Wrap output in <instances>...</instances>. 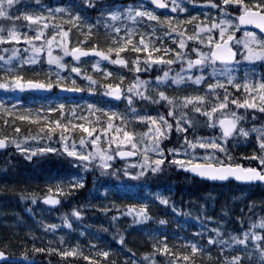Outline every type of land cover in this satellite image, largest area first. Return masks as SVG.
I'll use <instances>...</instances> for the list:
<instances>
[{"label": "snow or ice", "instance_id": "snow-or-ice-1", "mask_svg": "<svg viewBox=\"0 0 264 264\" xmlns=\"http://www.w3.org/2000/svg\"><path fill=\"white\" fill-rule=\"evenodd\" d=\"M189 2L196 3V0H169L168 3L165 0H137L135 5L98 4L97 0H72L68 5L46 8L48 14H67V18L59 17L60 23H52L57 19L56 16H46L44 11L36 10L40 0H0V18L10 21L22 19L28 22L27 28L33 33L16 30L17 25L14 23L7 28L0 23V61H3L0 64V90H5L6 95L7 92L16 90H30L38 94L54 89L87 93H98L102 90V98L111 97L114 98L112 102H126L128 107V113L125 114L113 109L112 102L102 106L84 102L83 115L79 119H87V123H73L76 113L81 111L74 103L66 105L63 101H47L35 108H25V114H20L19 120L39 125L38 132L43 135L23 136L22 140L0 135V148L14 144L28 160L38 154L66 155L71 158L69 163L85 170L98 169L101 175L121 174L133 180L143 179L145 185L149 177L164 170L166 161L169 166L189 169L201 177L223 180L232 176L241 181L264 183V127L259 129L255 125L245 127L243 123L245 117L238 112L243 108L245 111L258 109L264 113V73L257 74L254 64L255 61L264 62V0H220L219 3H215L214 0H203L205 5H212L218 15L205 17L209 20L208 23H193L191 29L188 28V23L194 21L196 17L187 16L174 21L173 16H158L147 7L151 4L159 8H170L173 13H176L177 9L183 13L186 11L184 5ZM85 7L99 9L94 21L82 16ZM229 16L230 19L225 18ZM116 21L123 23L116 24L114 23ZM128 21H132L133 26H129ZM81 23L87 25L89 30L87 35H92L94 27L101 23L107 31L115 35H110V42L106 48H98L95 43L81 47L83 41L70 46L67 40L69 32L73 26L78 27ZM141 23L150 25L147 33L139 31L138 26ZM65 24L69 27H64ZM241 25H256L261 30L260 35L245 30L243 39H235L233 33ZM157 31L161 33L159 37ZM134 36H138L135 41ZM146 36L150 38L146 39ZM164 39L172 41L175 46L164 44ZM234 40L236 44L243 45L239 49V61L236 59L237 49L230 44ZM20 41L25 42L27 56L20 53ZM8 43L11 46L5 47L4 45ZM54 48L59 52H54ZM122 52L125 55H121ZM5 53L9 54L5 55ZM42 53L45 54L43 57ZM169 53L172 55L166 59ZM89 54H94L96 57L90 67L98 72L101 77L99 80L89 73L81 62V57L91 59ZM112 54H115L114 57ZM129 55L130 59L126 58ZM65 57H70V61L65 62ZM41 60H46L48 65L42 78L39 73L33 74L35 78L24 75L22 70L24 65H36ZM102 61L128 69L133 74L131 81L122 87L125 76L120 72L114 75L109 67H102ZM240 61L251 64L250 68H246L243 76H238L236 71ZM77 62H80L79 66ZM177 62L180 64V70L172 74L171 66ZM154 66L158 72L163 69L162 74L155 77H141L140 73L150 72ZM205 68L208 69L207 73L204 71ZM66 69L67 74H64ZM206 75L212 82H205ZM80 77H83L87 83L78 85L77 79ZM108 78H113L112 82L105 83ZM169 80L172 85L184 84L194 88L203 86V91L178 97L168 95L159 89L167 87ZM150 84L157 89L155 96L148 94ZM233 90L242 91L240 95H235ZM136 98L152 104L163 101L164 110L157 108L154 114H148L146 109L137 110ZM17 105L22 106L19 99H15L14 103L0 99V113L11 117ZM229 105L233 107L229 108ZM189 112L202 116L204 126L211 129L214 134L210 136L196 134V126L200 121L198 118L194 120ZM51 113L56 114L54 118L49 116ZM251 115L254 118L255 111ZM114 120H118V123L114 124ZM129 121L143 122L145 131L137 132L135 129H130ZM4 123L7 124L8 120L5 119ZM89 123L93 126L89 127ZM13 124L14 131L19 134V125H16L15 121ZM189 128L192 129L191 132ZM217 128L219 131L216 130ZM75 129H80L87 135L81 134L78 140L70 139L71 130ZM173 129L176 133L175 146H163L162 141L170 139ZM54 133H57V136H54ZM250 134L253 135L257 145V149L251 154L257 166L226 162L225 158L231 161L229 139L247 138ZM27 140H39L43 146L22 147L21 143ZM52 140H56L59 147L48 143ZM113 143L116 147H112ZM122 145H130V150H124ZM216 153L221 155L217 156ZM118 157H137V159H129L122 168L115 169L112 162ZM212 160L217 162H202ZM73 180L74 182L67 185L61 183L49 185L48 191L51 193L55 190L67 194L72 189L83 186L82 177ZM104 191L107 192L108 189L104 188ZM153 195L162 204H170L167 197L158 193ZM31 199L35 203L36 196L32 195ZM43 199L49 205L59 203V200L50 194L45 195ZM171 207L173 212L181 211L174 203ZM125 212L133 217V223L150 219L147 199L139 205H125L124 212L118 211L112 219L116 220L117 216ZM72 214L75 217L83 215L82 211L75 208L72 209ZM63 222L71 227L67 216ZM159 223L165 224L166 221L161 218ZM257 225L264 230V216L251 222L250 227H242L239 234L230 233L229 236L221 238L220 228L213 229L216 235H207L206 245L185 238L183 245L185 251H173L166 237L160 236L158 240L152 242L153 251L143 255L146 260L151 261V264H155L154 257L157 252L170 257L168 264H197L195 254L198 252L203 254L207 250L206 246L216 244L224 246L217 249L220 264H241L242 253H247L251 257L250 248L258 250L259 264H264V247L261 246L264 235L253 231ZM45 227L55 229L57 225H45ZM195 235L202 236L203 233L197 232ZM119 239L121 243L124 242L123 235H120ZM62 242L63 238H61ZM233 245L241 246V251L234 255H225V249L232 250ZM4 247L6 248L7 245ZM32 251L48 253L56 251L61 257L83 255L77 247L61 250L36 247L33 244ZM8 255L4 248H0V259ZM21 255L28 259L27 251L22 252ZM97 255L108 257L109 251H100ZM84 259L92 260V257L84 256ZM111 264H115V261ZM124 264H127V258Z\"/></svg>", "mask_w": 264, "mask_h": 264}, {"label": "trees", "instance_id": "trees-1", "mask_svg": "<svg viewBox=\"0 0 264 264\" xmlns=\"http://www.w3.org/2000/svg\"><path fill=\"white\" fill-rule=\"evenodd\" d=\"M70 3H72V0H69ZM97 3L119 5L116 0H103ZM98 12L99 9L85 7L82 14L94 19L97 17ZM6 21L8 20L6 19ZM98 37L95 41L96 46L98 48H106L108 45L106 33L101 32ZM86 44L91 46L93 43L87 41ZM244 71L245 69L238 70L237 75L243 76ZM33 77L31 76L30 78ZM112 80L113 78H110L106 82H112ZM77 84L86 83L78 80ZM233 92L238 95L240 90H233ZM66 99L68 101H78V99L70 97ZM81 99L87 103H96L98 106L113 101L110 97H100L99 92L94 93L93 96H85ZM135 100H137L136 106L140 103L146 104L145 101H138L137 98ZM111 106L117 112L125 114L128 112V110L123 109L124 107L121 106L119 101L112 102ZM253 111H255L254 118L251 115ZM17 113L11 117L0 113V122L4 123V120L7 119V124H12L11 128H14L13 121H15V124L20 127L19 134H21L26 121L19 120V112ZM55 115L49 114L51 118H54ZM82 115L83 112L78 116ZM97 115H100V113H97ZM189 115L193 116L194 120L198 118L200 121L196 126V134L201 136L214 134L211 129L204 126V118L202 116L191 112H189ZM79 117H76L73 123L88 122L87 119L80 120ZM116 123H118V120H114V124ZM243 123L245 127H251L252 125H255L258 129L264 127V113H261L258 109H250L247 113L246 121ZM88 126L92 127L93 124L89 123ZM75 130L82 133L80 129ZM191 131L192 129L189 128V132ZM172 136L174 137L175 133ZM173 142L165 141L163 145L168 147L169 143L171 146H175ZM228 148L231 153V161L225 158L226 162L240 163L244 166H257V162L251 157L252 152L257 149L252 134L247 138L241 137L236 140L230 138ZM218 155L220 156L221 153ZM47 156L35 167L22 157L19 158L18 164L15 165L17 166L16 168H10L6 158L0 161V248H4L6 252L14 256H23L21 253L27 251L29 259V262L21 260L17 263L5 264H111L112 261H115V264H124L127 257V264H134V262L135 264H151V261L146 260L143 254L153 251L152 242L158 240L160 236L166 237L173 251H185L186 249L183 247L185 238L196 240L198 243L206 245L207 235H216L212 231L213 229L220 228L221 238L229 236L230 233L239 234L242 227L248 228L251 226V222H255L264 216V185L247 187L239 186L235 182L227 185L211 184L207 181L190 178L184 168L169 166L166 162L163 166L164 170L155 176L149 177L146 185L143 179H132V181H129L128 177L121 174L107 176L101 175L98 169H87L82 173V187L72 189L67 194L59 193L55 190L49 193V185L56 183L65 185L66 181L71 179V177L76 178L80 175L76 173L72 164L69 163L70 159L65 157V155L54 153ZM112 163L115 169L122 168L124 164V162L118 160H114ZM102 185L103 187H101ZM107 187L111 189L105 192L104 188ZM241 188L250 189L249 192L244 191L248 196L257 194V190H259L258 201L251 205H244L245 199L237 190ZM154 193L167 197L170 204L164 205L159 200H156V206L149 211L150 220L146 223H131L127 225L129 228L131 226L134 233L139 236L143 243L142 247L133 245L131 251L124 248L125 243H121L119 239L120 233L116 234L119 227L118 218L121 217L117 216L116 220L110 218L103 227L106 232L111 233L108 235L113 233L116 235L112 240H110V237L100 239L105 241V244L114 249L115 252L109 254L108 257L92 258V260L84 259V256H90L85 251L88 246L84 243L92 245L93 231H90L89 235L86 234L85 229L91 226L86 221L80 225L75 224L74 227H66L63 222L64 218L65 216L67 218L73 216V208L80 211L81 206L79 207L78 205L81 201L87 200L92 206L89 211L96 210L93 208L95 206L93 200L96 202L103 194L109 197L121 198L125 206L143 202L146 198L154 201ZM49 194L57 198L59 203L49 205L43 199L45 195ZM32 195L36 196L35 203L31 199ZM172 203L181 210L179 213L173 212ZM43 216H46V222L43 220ZM123 218L121 217V219ZM161 218L166 221L165 224L159 223ZM241 221H243V224H241ZM52 224L57 225L55 234L52 232L53 229L45 227V225ZM262 231L264 233V230ZM197 232H201L203 235H195ZM76 237H78V241ZM61 238H63L62 243ZM33 244L36 247L60 248L61 250L77 247L78 251L82 252L83 255L61 257L56 251L51 253L33 252ZM5 245H7L6 248L4 247ZM261 246L264 247L263 242ZM218 247L224 246L213 244L206 246L207 250L203 254H195L194 258L197 264H220ZM237 248L241 249V246L233 245L232 250L225 249L224 254L234 255L237 253ZM122 252L123 255L121 254ZM252 256L246 261L241 259V264H259L258 250L253 249ZM204 257L208 258L209 262L205 261ZM169 259L170 257L166 254L159 252L154 257L155 264H168Z\"/></svg>", "mask_w": 264, "mask_h": 264}, {"label": "rangeland", "instance_id": "rangeland-1", "mask_svg": "<svg viewBox=\"0 0 264 264\" xmlns=\"http://www.w3.org/2000/svg\"><path fill=\"white\" fill-rule=\"evenodd\" d=\"M166 1L169 2V0H166ZM44 2H46V4H44L45 13L48 16L51 15V16H56L57 17V19L53 20L52 23H60V20H59L60 16H64L65 18H67V14L66 13H51V14H48L46 12V8H48V6L54 7V6L66 5L65 1H63V0H40V4H43ZM214 2L215 3H219L220 0H214ZM41 6H43V5H41ZM184 6L186 8V11L183 12V13L179 12L178 9H177L176 13H173L172 10L170 8H168V10H166L163 14H161V13L158 14L155 9H152V8H150L148 6L147 7L150 10H153L156 13V15H158V16H161V17H163L164 15L173 16L174 21L176 19H184L187 16L196 17V19L194 21L188 23V28L189 29H191L193 23H208L209 20L205 19V17H212L213 15H218L217 10L215 8H213L212 5H210V4L209 5H205L203 3V0H196V3H190L189 2V3H186ZM225 18L226 19H230L231 17L229 16V17H225ZM0 19H2V18H0ZM16 21H19V23H20V24H18V25H20V27L17 26L16 30L21 31V32L28 31L29 34H33L27 28V23L28 22L23 21L22 19H19V20H16ZM114 23L121 24V23H123V21H116ZM127 23H128L129 26H133V22L132 21H128ZM151 23H155V22H151ZM217 23H219V20H217ZM64 27L67 28V27H69V25L65 24ZM229 27H231V26H229ZM149 28H150V25L146 24V23H141L138 26L139 31H142V32H145V33H147L149 31ZM99 31H100V26L96 25L94 27V29H93L92 35H87L88 32H89V30L87 28V25L81 23L78 27L77 26H73L71 28V31L69 32V36L67 37V40H68L70 46H74L78 41H83V43L81 44V47H86L87 41H89L91 43H95V41L97 39V36L99 35ZM121 31L123 32V29ZM238 31H240L241 33H240V36L236 37V33H238ZM48 34H50V32ZM160 34L161 33L159 31H157V37ZM107 35H108V43H109L110 42V35H115V33H110L109 31H107ZM233 35H234L235 39H243L244 38V31H241L239 28H237L235 30V32L233 33ZM86 36H87V38H86ZM257 36H259V35L257 34ZM148 38H150V37L146 36V39H148ZM57 39H59V37H57ZM133 39L135 41L136 39H138V36H134ZM37 43H39V42H37ZM172 44L174 45L173 42H172ZM233 44H235V48L236 49H241L243 47L242 44H236L235 40H234ZM24 45H25V42L24 41H20V44H19L20 53H21V55L27 56L28 53L25 51ZM4 46L5 47H9L11 45H10V43H8V44H5ZM53 51L56 52V53L59 52V50L55 49V48L53 49ZM125 51H127V50H125ZM8 54L9 53H5V55H8ZM169 54L170 55L167 58H170L171 55H172L171 53H169ZM44 55L45 54H43V53L41 54L42 57ZM112 55L114 57L115 54H112ZM121 55H125V53L122 52ZM126 58L130 59V55L126 56ZM95 59L96 58H93V59H90V60H83V61L81 60V62L83 63L84 67L87 68L88 72L91 73L94 77H96L99 80V79H101V77L98 75V72L97 71H93V69L90 67L91 63L94 62ZM69 61H70V57H65V62H69ZM2 63H3V61H0V64H2ZM77 63H78V66H79L80 62H77ZM101 63H102V67H109V70L113 71L114 74H116L117 72H120L121 74H123L125 76V80H124V82L122 84V87L131 81V79L133 77V74L130 71H128V69L121 68V66H119V65H110L109 62H107V61H102ZM254 64H255V71H256L257 74L264 73V62L255 61ZM179 65L180 64L177 62V63H175V64H173L171 66L172 74H174L175 72L180 70V66ZM13 66H15V64ZM244 67L250 68L251 64L249 62L240 61V63L236 66V70L242 69ZM47 69H48V65H47L46 60L38 61L36 65H24L23 68H22L25 76L29 77L31 74L33 75L34 73H39L41 78L43 77V74H44V72L47 71ZM162 70L163 69H161V71L158 72V71L155 70V66H154L152 71L147 72V73H143L142 72V73H140V75H141L142 78H145L147 76L155 77L156 75L162 74ZM204 71L207 73L208 69L205 68ZM64 74H67V69L64 70ZM108 79H110V78H108ZM77 80H81L84 83H87L84 80L83 77H80ZM106 81L107 80H105L104 82L107 83ZM205 82H212L208 75L205 76ZM167 83H168L167 87H164V88L159 89V90H163L168 95H172V96H177L178 97V96H183V95L195 92V91H203V86H196L194 88V87H192L190 85H184V84H182V85H172L170 80ZM156 91H157V89H154L153 86L150 84L149 85L148 94L152 95V96H155ZM241 91L242 90H240L238 95L241 94ZM101 94H102V90H101ZM0 99H5L7 103H14L15 99H19L22 102V106L17 105L14 115L17 112H19V115L20 114H25L24 113V109L25 108H29V107L35 108V107H38L41 104L46 103L47 101H57V102L63 101V102L66 103V105L73 104V103L76 104L78 106V108L81 110V111H78L76 113V117H79L78 115H81L82 112L84 111V102H85L83 100H80V101H77V102L76 101L67 102L64 99H59L57 95H55L53 99H50V98H48V99H37V98L30 97L29 94L26 91H20V90H16L15 92L9 91V92H7V95L5 94V90H0ZM138 101H145V100L138 99ZM136 102H137V100H135V103ZM145 103L146 104L140 103L138 106H136V104H135L137 110L146 109L148 114H154L155 110L157 108H159L161 111L164 110L163 101H161L159 104H152V103L147 102V101H145ZM121 105H123V107H127L126 102L121 101ZM232 107L233 106L229 105V108H232ZM249 110L250 109L245 111L243 108L238 110L239 114H241L242 116L245 117L244 121H246V116H247V113H248ZM53 114H55V113H53ZM66 115H67V113H66ZM11 126H12V124H5L3 122H0V135H8L10 137L17 138L18 140H22L23 136H35L37 134H39L41 136L43 135V133H39L38 132L39 125H37L35 123H32V122H29V121H26L25 126H23L24 129L21 130V134H17L14 131V128H11ZM128 127L130 129H135L137 132L145 131V126H144L143 122H139V121H129ZM216 130H219V129L217 128ZM173 133H175L174 129H173ZM81 134H83L85 136L87 135L86 133L78 132V130H71V135H70L69 138L78 140L79 136ZM53 135L57 136V133H54ZM94 135H95V133H94ZM175 137H176V133H175L174 137L171 136L169 140H166V142L175 141ZM134 139H135V137H134ZM145 142H147V141H145ZM164 142L165 141H162V145H163ZM48 143L56 144V146L59 147V144L56 143V140L48 141ZM9 145L11 147L10 151L6 152L5 154H0V161L2 159L6 158L8 160L9 167L10 168H16L17 166H15V165L18 164L20 157H22L24 159H27V158H26V156L23 153L19 152L16 149L14 144H9ZM28 145L43 146L42 142L39 141V140H27V141H23L21 143L22 147H25V146H28ZM169 146H171V144L168 143V147ZM77 147L78 148L80 147L79 144H77ZM112 147H116V145L113 143ZM121 147L122 148H126V147L130 148V145H122ZM48 154L52 155L54 153H48ZM48 154H45V155H39V154L38 155H34L31 160H28V159L27 160L32 164L33 167H35V166L38 165V163L40 161L44 160L45 157H48L47 156ZM218 154L219 153H216L217 156H219ZM65 157H66V155H65ZM241 157H244V156H241ZM244 158H247V157H244ZM69 159H71V158H69ZM47 162H49V161H47ZM202 162L215 163L216 160L202 161ZM166 163H167V161H166ZM72 165H73V168L76 170V173L80 175V176H78L76 178L77 179L81 178L83 176L82 173L84 171H86V170L83 169L82 167L78 166V165H74V164H72ZM123 165H122V167H123ZM127 179L129 181H132V179H130V178H127ZM66 182L70 183V182H74V180H73V178H71L69 181H66ZM68 183H65V185H67ZM107 189L110 191L111 188L107 187ZM237 190H239L238 193H240L243 196V199H245L244 205L254 204L259 199V195H260L259 194V192H260L259 190H257V192H258L257 194H251L249 196L245 192H249L250 189L241 188V189H237ZM146 199H147V202H148V210L149 211L153 210V207L156 206V199L154 201L152 199H150V198H146ZM93 202L95 203V206H96V207L93 206V208L96 209V210L89 211L90 207H92V206H90L91 204H89V202L87 200H83L78 205L79 207L81 206L80 207V211H82L83 215L80 216V217H75L74 215L68 217V219H69V221L71 223V227H74L75 224H79L80 225L84 221H86L87 223H89L91 225V226H88L85 229V232H86L87 235H89L90 231H93V233H92V239H93L92 245L84 243L86 246H88L85 249L87 255H90L93 259H97V258L100 257L99 255H97V253L100 252V251H109V254L114 253L115 250L111 249L107 244H105V241H102L100 239L101 238L110 237L111 238L110 240H112L113 237L118 232L120 233V235H123V237H124V243H125L126 250H129V249L131 250L133 245H135L136 247H142L143 246V243H142L141 239L139 238V236L136 233H134V230L131 229V226H130V228L127 226V225H130L131 223H133V217L132 216L130 217V215H127L126 212H125V214L120 215L121 217H124L123 219H121L120 216H119L120 218H118L119 227H118V230H117L116 234L113 233L112 235H108V234H111V233L106 232L104 230V228H103L107 224V222L109 221L110 218H113V216H116L118 211L119 212H124V203H123V200H121V198L109 197V196L103 194L98 200H96V202H95V200H93ZM141 202H139V203L137 202V205H139ZM113 205H119L120 207L117 208V207H114ZM97 210H98V212H97ZM45 219H46V216H43V220L44 221H45ZM147 221H139L137 223H141V222L142 223H146ZM66 227H68V225H66ZM129 229H131V230L129 231ZM55 231H57V228L52 230V232L54 234H55ZM253 231L261 232V234L264 235V233H263L262 229L259 227V225H257V227L253 229ZM76 239L78 241V237H76ZM193 241H196V240H193ZM196 242H198V241H196ZM249 250L251 252H253V249L250 248ZM240 251H241L240 248L236 249V252H240ZM197 255H201V253L198 252ZM252 257H253L252 255H251V257H249L247 253H242V258L241 259H244L246 261V260H248L249 258H252ZM203 259L205 261L209 262L208 258L204 257Z\"/></svg>", "mask_w": 264, "mask_h": 264}, {"label": "water", "instance_id": "water-1", "mask_svg": "<svg viewBox=\"0 0 264 264\" xmlns=\"http://www.w3.org/2000/svg\"><path fill=\"white\" fill-rule=\"evenodd\" d=\"M158 7V6H157ZM241 27H252V28H257L256 25H241ZM260 30V29H259ZM261 31V30H260ZM231 44V42H230ZM89 56H94V54H89ZM95 57V56H94ZM83 58V57H81ZM236 59H237V56H236ZM30 91V90H28ZM52 90L50 92H47V93H40V94H49L51 93ZM60 94L61 95H73V96H82L83 95V92H67V91H61L60 90ZM7 149V145L6 147L4 148H0V151H5ZM120 159H134L136 157H132V158H125V157H119ZM187 171L192 175V176H195V177H199L203 180H208V181H212V182H218V183H224V182H227V181H230V180H236L238 181L240 184H257V183H260V182H247V181H241V180H237L235 177H232V176H229L227 177L226 179H211V178H207V177H201L199 176L197 173H193L191 172L189 169H187ZM5 261H9V262H15L16 260L14 258H11L9 255L5 258H2L0 259V263H3Z\"/></svg>", "mask_w": 264, "mask_h": 264}, {"label": "bare ground", "instance_id": "bare-ground-1", "mask_svg": "<svg viewBox=\"0 0 264 264\" xmlns=\"http://www.w3.org/2000/svg\"><path fill=\"white\" fill-rule=\"evenodd\" d=\"M10 257L11 258H14L16 260L15 262H10V263H17V262H19L21 260H25V261L29 262V259H26L25 256H14V255H10Z\"/></svg>", "mask_w": 264, "mask_h": 264}]
</instances>
